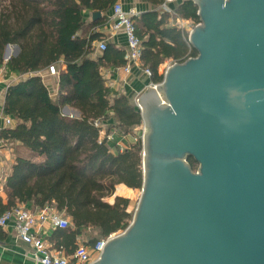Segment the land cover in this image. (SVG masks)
Returning <instances> with one entry per match:
<instances>
[{"label": "trees", "instance_id": "trees-1", "mask_svg": "<svg viewBox=\"0 0 264 264\" xmlns=\"http://www.w3.org/2000/svg\"><path fill=\"white\" fill-rule=\"evenodd\" d=\"M154 9L135 19L142 42L141 68L152 72L150 81H164L160 67L184 63L198 56L189 44L190 32L172 26L171 19L201 23L199 7L180 0L175 15L160 8L165 0H145ZM117 0H0V70L5 79L19 80L7 88L3 114L14 124L0 131V140L15 142L32 153L18 156L2 181L0 216L17 206L34 213L45 209L64 214L71 222L56 229L55 249L72 256L79 239L94 246L100 239L124 232L133 221L132 197L142 190L143 143L135 130L143 125L140 109L131 99L107 86L104 70L127 65L126 50L107 43L99 52L94 43L106 41L103 33ZM102 17L88 23V16ZM8 47L17 54L5 60ZM57 66L58 93L51 96L42 73ZM65 67V69H64ZM69 108L78 116L66 114ZM101 122L108 133L130 137L121 151L117 143L101 139ZM194 171L199 165L188 160ZM124 185V186H119ZM119 186L116 190V187ZM132 189V190H131ZM92 230L98 238L89 239ZM87 234V235H86ZM2 236V231L0 230Z\"/></svg>", "mask_w": 264, "mask_h": 264}, {"label": "water", "instance_id": "water-1", "mask_svg": "<svg viewBox=\"0 0 264 264\" xmlns=\"http://www.w3.org/2000/svg\"><path fill=\"white\" fill-rule=\"evenodd\" d=\"M184 1L198 56L138 98L141 197L92 264H264V0Z\"/></svg>", "mask_w": 264, "mask_h": 264}, {"label": "built area", "instance_id": "built-area-1", "mask_svg": "<svg viewBox=\"0 0 264 264\" xmlns=\"http://www.w3.org/2000/svg\"><path fill=\"white\" fill-rule=\"evenodd\" d=\"M180 0H165L161 10L165 13L175 15L172 10V5ZM113 23L111 29L113 32L122 31L127 41V51L125 60L127 65L124 68L125 73H130L133 66L141 68L142 56V42L136 33L135 19L138 17L137 12H127L121 3L117 0L113 8ZM182 28V27H181ZM94 47L99 52H104L107 49V42L102 41L94 43ZM8 61V60H7ZM144 73L149 78L152 77V72L147 69ZM48 74L51 76H58L56 66H51L48 69ZM155 84L150 83L149 87H155ZM138 107V105H137ZM139 108V107H138ZM70 115V114H68ZM73 116V115H72ZM0 122L4 124L3 127H11L14 121L3 114V108L0 105ZM97 126L103 127L101 131V139L109 143H116L115 134H108L105 130L104 123H96ZM144 133V126L136 130L138 137L142 139ZM117 146L121 151L124 150L123 146L117 142ZM3 150V143L0 140V153ZM0 173V183H2ZM13 223L15 231L22 242L30 245L35 251V257L40 264H92L98 260L107 243L119 234H113L108 238L100 239L94 246L81 245L72 256H66L63 252H54L49 245L43 241L36 232V227L39 224H50L54 229H66L71 226L70 220L62 213L55 212L54 210L45 209L40 212L34 213L26 206H17L11 210L6 211L0 216V230L7 229L9 224ZM1 244V237H0Z\"/></svg>", "mask_w": 264, "mask_h": 264}, {"label": "crops", "instance_id": "crops-1", "mask_svg": "<svg viewBox=\"0 0 264 264\" xmlns=\"http://www.w3.org/2000/svg\"><path fill=\"white\" fill-rule=\"evenodd\" d=\"M121 3L125 11L137 12L138 17L142 15L143 13L150 12L154 9L145 0H121ZM91 21H92V14L88 16V23H90ZM112 23H113V17L111 13L106 27L101 30H97V32L103 33L106 36L105 42L116 44L120 48H124L127 51V41H126L125 35L123 34L122 31H118L116 33L113 32L111 29ZM165 64H168V65L166 67H164L163 65L161 66V67H164L163 74L166 71L167 67L172 65V62L169 61V62H166ZM124 68L125 67H121V68L113 67V68H108L104 70V77L107 81V86L123 95L128 96L131 99L132 103L135 106H137L138 98L146 89L149 88V85L151 83L150 78L145 75L144 70H142V68L140 67L133 66L130 73H125ZM41 75L44 79L45 84L48 86L49 90L53 87L56 95L52 97L56 98L57 93H58V88H59L58 79L56 78L57 76H51L48 74V72H45L44 74L42 73ZM13 78L19 79L17 77H13ZM10 84H13V83L11 82ZM8 87L9 85L5 87L4 92H2V94L0 95V105L2 108L4 106L5 94H6ZM65 111L67 114H70V115H74V116L79 115L77 112H74L69 108H67ZM3 126L4 124L0 122V131L4 128ZM108 126L109 124L105 123V127H108ZM136 130L134 131L135 138H132V140L134 141L139 138L136 134ZM108 134H115L116 143L117 142L120 143L124 149H125L124 142L131 140L130 137L122 136L118 131H113ZM2 143H3V150L0 153V173H1L2 180H4L10 173L11 167L14 164L15 159L18 156L28 157L30 154L26 148H24L18 143L3 142V141ZM119 186H124V185H119ZM119 186L116 187V190ZM132 191L134 193L132 197L131 196L122 197L120 195H117L115 191L114 196L108 199L107 202L113 205L117 197L129 199L130 201H132L133 198L136 196V192L138 190H132ZM0 196L6 200L7 196L3 192V183H0ZM55 231L56 229H54L48 223L39 224L36 227V232L38 236L49 245L52 251L57 252L58 250L55 249L54 243L53 241H51V239L53 238L55 234ZM93 233L94 232L90 230L89 233L87 234H93ZM0 237H1L0 264H40L36 260L34 249L30 245H27L24 242H22L20 238L18 237L15 231V228L13 226V223L9 224L7 229L2 231V236L0 235ZM86 237L87 236H85L82 239H79L78 241L79 246L86 245V241H87Z\"/></svg>", "mask_w": 264, "mask_h": 264}, {"label": "rangeland", "instance_id": "rangeland-1", "mask_svg": "<svg viewBox=\"0 0 264 264\" xmlns=\"http://www.w3.org/2000/svg\"><path fill=\"white\" fill-rule=\"evenodd\" d=\"M171 25L172 26H176V27H180V28L182 27V29L186 30L187 32H191L195 28V26L193 25V23H191L190 21H184V20L175 19V18L171 19ZM9 51H10V56H13L16 53L17 48H15V47H9ZM167 65L168 64H165L163 66L166 67ZM164 67H161L160 68V73H162V74H163V71H164ZM57 70L59 72V68L58 67H57ZM18 80L19 79H16V78H11L9 80L5 79V76L3 74V71L0 70V95L2 94V92H4L5 87L7 85H10L11 82L12 83H15ZM50 93H51V96H55L56 95L53 87L50 89ZM28 152L30 154L28 157H32V153L30 151H28ZM133 195H134V193L132 194V196ZM140 197H141V190H138L136 192V196L131 201L130 211L133 213V215H134V212H135V210L137 208L138 201H139ZM121 233H123V232H120V233H117V234H121ZM94 238H98V235L96 233L91 234V237H89V239H94Z\"/></svg>", "mask_w": 264, "mask_h": 264}]
</instances>
